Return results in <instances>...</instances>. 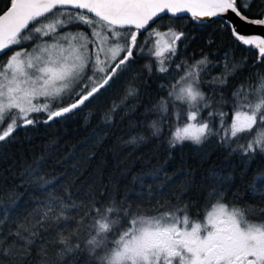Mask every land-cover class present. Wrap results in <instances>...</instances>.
Instances as JSON below:
<instances>
[{
	"label": "snow or ice",
	"instance_id": "6c2138e0",
	"mask_svg": "<svg viewBox=\"0 0 264 264\" xmlns=\"http://www.w3.org/2000/svg\"><path fill=\"white\" fill-rule=\"evenodd\" d=\"M185 15L200 26L219 19L234 41L257 52L253 68L264 63V34H244L236 23L264 29V0H7L0 8V56L12 51L0 60V144L14 142L20 129L74 117L127 77L123 95L101 115L100 125L110 128L121 112L122 122L137 111L141 89L159 74L168 81L158 85L166 96L145 107V116L156 115L146 125L149 135L130 133L120 142L141 146L165 131L170 150L215 141L247 161L243 179L264 155V72L257 69L226 94L248 57L237 60L229 49L219 61L201 52L191 63H175L181 45L187 47L185 24L177 23ZM137 59L146 61L141 68L134 67ZM173 65L183 74L168 76ZM216 67L222 71L211 75ZM225 107L232 108L230 123ZM139 126L128 122L129 130ZM93 136L99 147L108 133ZM210 157L202 153L201 163ZM44 162L34 158L22 183L0 189V264H264V170L233 192L234 170L209 168L204 204L193 213L196 205L184 197L196 187L195 172L168 175L167 161L133 175L123 196L117 182L101 198L91 187L74 194V179L49 178ZM181 174L177 191L169 192ZM20 188L30 190L29 201Z\"/></svg>",
	"mask_w": 264,
	"mask_h": 264
},
{
	"label": "trees",
	"instance_id": "16d2710c",
	"mask_svg": "<svg viewBox=\"0 0 264 264\" xmlns=\"http://www.w3.org/2000/svg\"><path fill=\"white\" fill-rule=\"evenodd\" d=\"M164 19L167 20L168 17L165 16ZM177 23L185 24L183 30L188 33V39L184 41L187 47L183 46L181 52L176 56L180 61L188 60L191 63L193 60L201 58V52L208 55L210 60L219 61L224 51L229 49H234L237 60L242 57H248L245 69L238 72L235 78L230 80L229 88L224 89L226 94L230 93L237 83L244 80L245 77L251 75L257 69L264 72V63L253 68L257 52L248 50L245 46L234 41L230 32L225 31L227 25L223 24L219 19L200 26L191 22L186 15L181 17ZM209 38H212L215 43L208 45L206 41ZM11 51L10 49L4 56H0V60H4L7 55H10ZM145 62L144 59H137L134 67L141 68ZM173 68L175 70L174 65ZM175 71L176 73L178 72L175 76L182 73ZM221 71L222 67H216L212 69L211 75H217ZM167 75L174 77L171 71ZM126 78L122 77L115 88L106 92L99 99L92 101L74 117L47 125L38 124L36 127H29L26 130L20 129L14 133V142L0 144V189H11L15 185L22 183L19 177L23 169L28 164H31L34 158L44 156L45 162L41 167L42 173L47 174L49 178L66 175L68 180L74 179L70 189L74 194L79 193L82 195L91 187L97 197L101 198L105 189L108 193H112L113 188L119 182V194L123 196L126 189L133 188L131 184L133 175L140 171H148L153 167L165 164L167 161L165 170L168 175H173L181 168L195 172L196 187L184 197L185 200H190L196 205L192 210L195 213L196 208L204 204V197L210 187L206 181L202 180L209 168L215 166L224 169L225 172L234 170L236 180L232 188L233 192L237 189L243 190L244 185L251 180L254 172L264 170V155L258 154L251 162L247 175L241 179V173L247 161L242 160L240 156L232 155L230 157L228 150L218 147L215 141L204 145L203 148H197L190 143H185L170 150L166 144L167 131L160 139L153 138L149 143L141 146L122 144L120 141L127 140L130 133L133 135L136 133L149 135L146 125L156 119V115L149 114L145 116V107H151L160 97L166 96V91H161L158 85L168 82L164 76L154 74L148 80L149 87L141 89V106L137 111L125 117L122 122L119 118V115L123 114L121 112L117 115L114 124L110 128H105L100 125L101 115L110 107L113 100L118 101L123 95ZM253 79L255 78L253 77ZM204 90L206 92L209 91L207 87ZM145 91L149 95H144ZM129 103H132V101ZM224 110L229 113L227 120L230 123L232 108L225 107ZM89 111L93 115L86 123L84 117ZM129 120L137 123L143 122L144 126L129 130ZM94 130L108 133V138L99 147H93ZM246 139L247 137L242 139L241 142H245ZM90 152H95V156L88 159ZM206 152H210L211 157L206 162L201 163V154ZM169 153L172 157L171 160L168 159ZM73 165H77L79 171L74 170ZM124 169L129 170L126 178L121 177V171ZM183 179L182 174L177 176L168 191H177ZM19 191L25 193L23 200L29 201V196L32 194L30 190L20 188ZM36 194L39 195V193ZM230 198L231 194L229 193ZM101 202H104L103 199ZM135 203L137 202H134V205ZM31 207L32 205L29 203L27 209H22V211L30 210Z\"/></svg>",
	"mask_w": 264,
	"mask_h": 264
},
{
	"label": "water",
	"instance_id": "95a60500",
	"mask_svg": "<svg viewBox=\"0 0 264 264\" xmlns=\"http://www.w3.org/2000/svg\"><path fill=\"white\" fill-rule=\"evenodd\" d=\"M215 19L216 18H213L212 21ZM236 23L240 25L239 30L244 34H264V29L258 26L244 25L243 22H240L238 20H236Z\"/></svg>",
	"mask_w": 264,
	"mask_h": 264
},
{
	"label": "rangeland",
	"instance_id": "374dc122",
	"mask_svg": "<svg viewBox=\"0 0 264 264\" xmlns=\"http://www.w3.org/2000/svg\"><path fill=\"white\" fill-rule=\"evenodd\" d=\"M184 44H185V43H184ZM182 47H183V45H181V47L179 48L178 53L181 52ZM6 58H7V57H6ZM6 58H5V59H6ZM5 59H4V60H5ZM179 62H181V61L175 57V63H179ZM170 71L173 73V76L177 75V73H178V72L176 73V71L174 70V68H172V70H170ZM182 74H183V73L178 74V76H179V75H182Z\"/></svg>",
	"mask_w": 264,
	"mask_h": 264
},
{
	"label": "flooded vegetation",
	"instance_id": "af4514ba",
	"mask_svg": "<svg viewBox=\"0 0 264 264\" xmlns=\"http://www.w3.org/2000/svg\"><path fill=\"white\" fill-rule=\"evenodd\" d=\"M7 3V0H0V8H3L4 7V5ZM11 54V53H10ZM203 205V204H202ZM202 205H199L198 206V208H196V210L197 209H199ZM196 212V211H195Z\"/></svg>",
	"mask_w": 264,
	"mask_h": 264
}]
</instances>
